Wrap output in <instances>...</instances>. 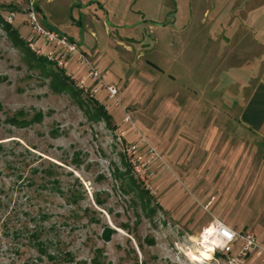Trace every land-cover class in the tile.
I'll return each mask as SVG.
<instances>
[{
	"label": "rangeland",
	"instance_id": "obj_1",
	"mask_svg": "<svg viewBox=\"0 0 264 264\" xmlns=\"http://www.w3.org/2000/svg\"><path fill=\"white\" fill-rule=\"evenodd\" d=\"M32 1L0 0L23 38L0 24V264H230L242 241L203 262L186 254L216 218L264 246V188L227 162L205 171L204 155H192L180 121L210 109L185 103L197 93L185 90L167 29L144 19L112 36L97 25L96 38L78 23L51 27L88 39L75 42L117 86L110 97L92 93L100 80L76 55L64 69L32 49ZM113 37L133 38L137 51ZM238 264L264 262L252 251Z\"/></svg>",
	"mask_w": 264,
	"mask_h": 264
},
{
	"label": "crops",
	"instance_id": "obj_2",
	"mask_svg": "<svg viewBox=\"0 0 264 264\" xmlns=\"http://www.w3.org/2000/svg\"><path fill=\"white\" fill-rule=\"evenodd\" d=\"M35 4L47 26L78 23L96 38L97 25H103L107 36H112V28L144 19L154 31L165 27L169 49L180 60L188 84L185 90L197 93L186 96L185 103L210 109L185 114L180 121L186 124L182 132L189 136L187 143L194 138L197 143L192 155H204L198 162L205 171L227 162L230 169L245 172L250 186L264 188V0H35ZM69 36L81 44L88 40ZM113 38L137 51L133 38ZM202 123L209 125H198ZM242 134L254 144L239 141Z\"/></svg>",
	"mask_w": 264,
	"mask_h": 264
},
{
	"label": "built area",
	"instance_id": "obj_3",
	"mask_svg": "<svg viewBox=\"0 0 264 264\" xmlns=\"http://www.w3.org/2000/svg\"><path fill=\"white\" fill-rule=\"evenodd\" d=\"M14 16L15 14L12 13L8 20H6L12 22ZM28 20L32 27V40L30 45L37 54L46 58L50 62H54L56 66L64 69L67 68L70 59L76 55V62L78 64L88 65L89 76L91 79L100 80L99 87L93 88L92 93H97L100 87H104L108 91L110 97L117 96L119 92L117 86L115 84H109L103 80L100 69L87 58V53L80 45H78L77 42L73 41L66 34H62L57 29L48 27L43 23V20L33 1L31 2V6L28 10ZM49 45H53L59 49H47L46 47ZM67 73L69 75L71 74L68 71ZM80 86L82 88L85 87L84 80H81ZM85 90H87V88H85ZM130 148L135 149L136 145L134 144ZM151 152L157 154V148L151 147ZM210 226H214L212 234L214 236L220 237L221 239L220 244H215L214 247L216 248L214 249L219 248L224 252H229L232 250L233 244L237 243L238 241L243 242L241 252L236 257H233L230 264H238L239 262H242L244 257H246L252 251H255L257 255L261 256L262 261L264 262V246L257 242V239L253 233L239 232L219 218H216L215 223H212Z\"/></svg>",
	"mask_w": 264,
	"mask_h": 264
},
{
	"label": "bare ground",
	"instance_id": "obj_4",
	"mask_svg": "<svg viewBox=\"0 0 264 264\" xmlns=\"http://www.w3.org/2000/svg\"><path fill=\"white\" fill-rule=\"evenodd\" d=\"M213 230H214V226H210L204 231L202 236L203 238L202 248L196 250L195 252L193 251L186 252V254H188V256L192 258V260L203 262L204 259H211L215 244H220L221 242L220 237L214 236L212 234Z\"/></svg>",
	"mask_w": 264,
	"mask_h": 264
},
{
	"label": "trees",
	"instance_id": "obj_5",
	"mask_svg": "<svg viewBox=\"0 0 264 264\" xmlns=\"http://www.w3.org/2000/svg\"><path fill=\"white\" fill-rule=\"evenodd\" d=\"M0 24L9 32H11L12 34H14L15 36H17L19 39H23L20 35L19 32L13 27V25L7 21L6 19H4L1 14H0ZM41 57V56H40ZM44 58V57H43ZM44 60L46 61L47 59L44 58ZM68 78V77H67ZM67 82V81H66ZM42 249V248H41Z\"/></svg>",
	"mask_w": 264,
	"mask_h": 264
}]
</instances>
